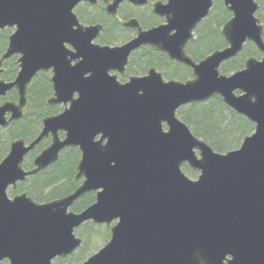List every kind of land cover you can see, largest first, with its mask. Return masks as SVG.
<instances>
[{
	"label": "water",
	"instance_id": "water-1",
	"mask_svg": "<svg viewBox=\"0 0 264 264\" xmlns=\"http://www.w3.org/2000/svg\"><path fill=\"white\" fill-rule=\"evenodd\" d=\"M98 0H0V31L11 29L3 62L17 56L11 82L0 80V99L15 90L16 102L0 104V131L22 118L26 89L39 72H50L51 106L29 143L11 142L0 161V263L52 264L81 247L75 230L103 225L109 239L79 264H264V41L254 0H221L231 14L222 26L226 43L197 63L184 48L215 0H159L152 13L165 23L142 30L136 19L122 23L136 36L115 46L94 43L102 26L83 25L74 9ZM107 16L122 2L142 7L147 0H100ZM165 2V3H164ZM252 43L260 58L241 70L220 74L221 64ZM150 46L171 62L192 70L185 82L146 75L118 81L132 52ZM218 96L254 130L240 146L217 153L177 117L185 105ZM62 133V136L60 134ZM50 143L22 167L43 139ZM77 148L80 159L70 194L46 203L9 188L56 163ZM197 173L195 180L182 166ZM93 192L80 212L73 203ZM74 264V263H65Z\"/></svg>",
	"mask_w": 264,
	"mask_h": 264
},
{
	"label": "trees",
	"instance_id": "trees-1",
	"mask_svg": "<svg viewBox=\"0 0 264 264\" xmlns=\"http://www.w3.org/2000/svg\"><path fill=\"white\" fill-rule=\"evenodd\" d=\"M254 1L258 4L256 17L262 25L264 41V0ZM84 7L92 8L95 15H85L80 7H76L74 13L80 22L103 24V31L97 39L98 43L112 45L114 43L111 38L112 31L127 32L116 20L107 17L101 6L92 7L86 4ZM124 7L119 11L123 20L135 16V12L129 6L128 9L126 6ZM230 17L231 14L225 10L221 0H215L209 15L195 29L194 38L185 49L186 53L194 61H199L213 51L224 48L226 43L221 35V28ZM141 24L147 26L149 23L141 22ZM10 34V29L0 31V56L6 50ZM125 38L126 40L129 38L128 33H126ZM250 57L260 58L261 54L252 43H246L235 58L220 66V74L229 75L241 70L245 61ZM16 60V56H13L3 63V71L0 75L3 81L10 82L15 78L18 71ZM151 66L162 71V75L166 79L185 82L191 78L189 68L178 64L173 65L163 54L150 48H143L131 55L126 73L119 77V82H124L129 75L142 74ZM49 79L50 73L41 72L37 74L27 87L26 106L22 118L11 122L0 131V161L6 156L12 141L22 139L26 143L31 142L38 135L42 120L62 111V106H51L47 103L52 95ZM16 99V92L12 90L3 100L16 101ZM176 115L194 136L203 140L214 152L221 154L237 149L244 137L254 130L252 123L246 118L236 115L218 96H214L205 102L182 106L177 110ZM49 143V138L43 139L25 156L22 167L25 170L32 169L34 157ZM79 159L80 152L77 148L63 150L56 163L36 175L28 177L24 182L18 183L14 189L8 190V195L26 193L34 202L46 203L72 193L80 184V181L74 179L75 168ZM182 171L192 178L197 175L185 165L182 167ZM94 200L95 194L93 192L86 193L73 203L70 211L80 212ZM94 228L93 224L85 223L75 230L76 236L82 239L81 247L70 257L75 264H79L84 255L94 246L92 245ZM104 231L109 237L108 229L104 228ZM0 264H7V262L3 261Z\"/></svg>",
	"mask_w": 264,
	"mask_h": 264
},
{
	"label": "flooded vegetation",
	"instance_id": "flooded-vegetation-1",
	"mask_svg": "<svg viewBox=\"0 0 264 264\" xmlns=\"http://www.w3.org/2000/svg\"><path fill=\"white\" fill-rule=\"evenodd\" d=\"M109 2L111 1V0H108ZM159 0H147V4L146 5H144V6H142V7H134V6H132L131 4H129V3H127V2H122L121 4H120V6H119V8H118V11H117V14H116V16H107L106 14H105V11H104V4L100 1V0H98L97 1V3L95 4V5H93L92 7H96V6H101L102 8H103V11H104V14L107 16V17H110L111 19H114V20H116V22H118L119 24H120V26L122 27V23L124 22V21H126V20H129V19H136L137 20V22H138V24H139V26H140V28L142 29V30H148V29H150V28H153V27H157V26H159V25H162V24H164L165 23V20H164V18H160V17H158V16H156V15H154L153 13H152V5L155 3V2H158ZM165 3V2H164ZM83 5H86L87 3H82ZM81 5V4H80ZM79 5V6H80ZM88 5V4H87ZM78 6V7H79ZM90 6V5H89ZM124 6H126L127 7V9H128V6L135 12V16H132V17H130V18H128V19H125V20H123L121 17H120V15H119V11H120V9H122V7H124ZM125 8V7H124ZM210 13V12H209ZM78 18V17H77ZM80 21V20H79ZM141 22H145V23H149V24H147V26H143L142 24H141ZM80 23H82V22H80ZM83 25H95V24H100L101 26H102V30H101V32H100V34H99V36L101 35V33H102V31H103V24H101V23H95V24H84V23H82ZM123 28V27H122ZM197 28V27H196ZM195 28V29H196ZM123 29H125V28H123ZM125 30H127L128 32H130L131 33V36L127 39V40H125V42H127V41H129L130 39H132L133 37H135L136 36V30H133V29H125ZM2 31V30H1ZM194 32H195V30H194ZM194 32H193V38H194ZM98 36V37H99ZM192 38V39H193ZM98 39V38H97ZM97 39L94 41V43H96V44H99V45H102V44H100V43H98L97 42ZM191 39V40H192ZM190 40V41H191ZM190 41H188V43L190 42ZM125 42H123V43H125ZM123 43H121V44H123ZM188 43L186 44V46H185V48H184V51H185V53H186V47H187V45H188ZM121 44H119V45H121ZM103 46V45H102ZM107 46H111V45H107ZM113 46H115V45H113ZM147 49V48H150V49H152V50H154V51H156L155 49H153L152 47H150V46H142V47H140L138 50H136V51H134V52H132L131 53V55L133 54V53H135V52H137V51H140L141 49ZM156 52H158V53H161V54H163L166 58H167V60L169 61V59H168V57H167V55L165 54V53H162V52H159V51H156ZM131 55H130V57H131ZM186 55L188 56V57H190L187 53H186ZM13 57V56H12ZM130 57H129V59H128V61L130 60ZM11 58V57H10ZM16 58H17V56H16ZM191 58V57H190ZM205 58V57H204ZM192 59V58H191ZM193 60V59H192ZM202 60V59H201ZM194 61V60H193ZM200 61V60H199ZM169 62H171V61H169ZM194 62H198V61H194ZM4 63V62H3ZM173 65H175V64H178V65H181V66H184V67H186V68H189L190 69V72H191V78H192V70H191V68L190 67H187V66H185V65H182V64H179V63H176V62H171ZM128 65H129V62H128ZM128 65H127V67H128ZM222 65V64H221ZM127 67H126V69H127ZM155 68L154 66H151V67H148L146 70H145V72H143L142 74H139V75H129L127 78H129V77H131V76H136V77H141V76H144V75H146V72H147V70L149 69V68ZM17 68H18V66H17ZM1 69H2V71H3V64H2V66H1ZM126 69H125V71H124V73L123 74H118V81H119V77L120 76H122V75H124L125 73H126ZM155 70L156 71H158V72H160V70H157L156 68H155ZM2 71H1V73H2ZM18 72V71H17ZM39 73H41V72H39ZM45 73H50V72H45ZM17 74V73H16ZM160 74H161V76H162V78H163V75H162V71L160 72ZM1 75V74H0ZM37 76V75H36ZM35 76V77H36ZM34 77V78H35ZM33 78V79H34ZM190 78V79H191ZM164 79V78H163ZM0 80H2L1 78H0ZM14 80V79H13ZM128 80V79H127ZM3 81V80H2ZM164 81H165V79H164ZM4 82H6V81H4ZM11 82V81H10ZM126 82V81H125ZM121 83H124V82H121ZM27 90V89H26ZM52 90V89H51ZM12 91V90H11ZM15 91V90H14ZM10 92V91H9ZM8 94V93H7ZM6 94V95H7ZM17 96V95H16ZM52 96V95H51ZM6 97V96H5ZM4 97V98H5ZM4 98H1L0 99V104L1 103H3V102H5V101H9V100H3ZM16 101H17V99H16ZM16 101H10V102H16ZM57 106H59V105H57ZM63 110V109H62ZM11 123V122H10ZM9 123V124H10ZM8 124V125H9ZM11 144V143H10ZM43 150V149H42ZM9 151V150H8ZM41 152V151H40ZM39 152V153H40ZM8 153V152H7ZM7 155V154H6ZM60 156V155H59ZM9 189H13V188H9ZM8 189V190H9ZM8 190H7V194H8ZM9 196V195H8ZM10 198H12L13 196H9Z\"/></svg>",
	"mask_w": 264,
	"mask_h": 264
},
{
	"label": "rangeland",
	"instance_id": "rangeland-1",
	"mask_svg": "<svg viewBox=\"0 0 264 264\" xmlns=\"http://www.w3.org/2000/svg\"><path fill=\"white\" fill-rule=\"evenodd\" d=\"M79 7H80V9H82V12H84L85 15H92V16L95 15V11L92 8H85L83 4H81ZM11 32H12V30H11ZM126 33H128L129 37L131 36L130 32L127 31ZM126 33L125 32L121 33V32L112 31L111 32V35H112L111 38L114 41V43L111 46L119 45V44L123 43L124 40H126V38H125ZM127 79L128 78L126 77L124 82L127 81ZM164 79H165V81L176 80V79H166V78H164ZM184 174L187 176L186 172H184ZM196 177H197V175H196ZM196 177L195 178L189 177V178L192 179V180H195ZM94 226H95V228L93 229L94 242L92 244L94 246L89 249V251L87 252L86 255H84V257L80 261V263H82V261L86 260L90 255L96 253L100 248H102L106 244V242L109 239V237L107 236V234L104 231V228H106L105 226H103V225H94ZM71 256H68L65 259H55L52 262V264L74 263L73 261H71V258H70Z\"/></svg>",
	"mask_w": 264,
	"mask_h": 264
}]
</instances>
